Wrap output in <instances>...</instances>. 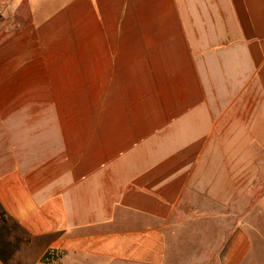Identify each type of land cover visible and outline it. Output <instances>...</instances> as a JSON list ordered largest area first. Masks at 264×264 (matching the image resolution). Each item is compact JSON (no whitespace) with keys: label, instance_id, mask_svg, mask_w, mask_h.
<instances>
[{"label":"crops","instance_id":"0c3cea01","mask_svg":"<svg viewBox=\"0 0 264 264\" xmlns=\"http://www.w3.org/2000/svg\"><path fill=\"white\" fill-rule=\"evenodd\" d=\"M263 184L264 0H0V264H241Z\"/></svg>","mask_w":264,"mask_h":264},{"label":"rangeland","instance_id":"374dc122","mask_svg":"<svg viewBox=\"0 0 264 264\" xmlns=\"http://www.w3.org/2000/svg\"><path fill=\"white\" fill-rule=\"evenodd\" d=\"M257 191L263 192L259 208H255L254 200L243 202L244 206L248 205L249 210L244 224L252 230L248 233L250 247L241 264H264V184Z\"/></svg>","mask_w":264,"mask_h":264},{"label":"trees","instance_id":"16d2710c","mask_svg":"<svg viewBox=\"0 0 264 264\" xmlns=\"http://www.w3.org/2000/svg\"><path fill=\"white\" fill-rule=\"evenodd\" d=\"M59 255L57 253H54V251H51V252H47L43 255V257L41 258V262L42 263H45V264H48L54 260H56V258L58 257Z\"/></svg>","mask_w":264,"mask_h":264}]
</instances>
